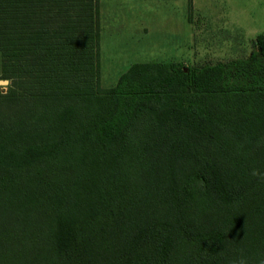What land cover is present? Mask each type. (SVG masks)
<instances>
[{"label":"trees","instance_id":"16d2710c","mask_svg":"<svg viewBox=\"0 0 264 264\" xmlns=\"http://www.w3.org/2000/svg\"><path fill=\"white\" fill-rule=\"evenodd\" d=\"M250 61L104 88L99 0H0V264H264Z\"/></svg>","mask_w":264,"mask_h":264},{"label":"crops","instance_id":"0c3cea01","mask_svg":"<svg viewBox=\"0 0 264 264\" xmlns=\"http://www.w3.org/2000/svg\"><path fill=\"white\" fill-rule=\"evenodd\" d=\"M99 24L100 68L106 36L128 35L123 73L150 62L187 70L244 59L264 34V0H99Z\"/></svg>","mask_w":264,"mask_h":264},{"label":"rangeland","instance_id":"374dc122","mask_svg":"<svg viewBox=\"0 0 264 264\" xmlns=\"http://www.w3.org/2000/svg\"><path fill=\"white\" fill-rule=\"evenodd\" d=\"M125 5V4H124ZM130 37L123 35L119 37L118 41H115L111 36H106V41L103 46V58L102 65L100 68V84L102 87H111L116 85L121 74L126 70V64L129 62V48H130ZM244 59L249 58L252 61H257L253 57H256L255 47L253 44L250 45V51L244 55ZM252 58V59H251ZM262 59H259L257 64L255 62H247L253 64L250 80L246 82L247 85H253L258 80H264V73L262 68ZM247 63L245 65H247ZM255 69V70H254ZM124 70V71H123ZM4 80L1 78V65H0V92L8 90V84L1 82Z\"/></svg>","mask_w":264,"mask_h":264},{"label":"clouds","instance_id":"9594fccd","mask_svg":"<svg viewBox=\"0 0 264 264\" xmlns=\"http://www.w3.org/2000/svg\"><path fill=\"white\" fill-rule=\"evenodd\" d=\"M6 92H7V90H5V93H6ZM256 174H257V173H255V172L253 173V175H256ZM240 264H244V261L241 260V261H240Z\"/></svg>","mask_w":264,"mask_h":264},{"label":"water","instance_id":"95a60500","mask_svg":"<svg viewBox=\"0 0 264 264\" xmlns=\"http://www.w3.org/2000/svg\"><path fill=\"white\" fill-rule=\"evenodd\" d=\"M1 82H4L5 84H8L9 83V80L4 79V80H1Z\"/></svg>","mask_w":264,"mask_h":264}]
</instances>
